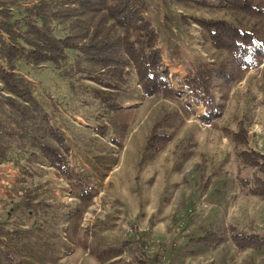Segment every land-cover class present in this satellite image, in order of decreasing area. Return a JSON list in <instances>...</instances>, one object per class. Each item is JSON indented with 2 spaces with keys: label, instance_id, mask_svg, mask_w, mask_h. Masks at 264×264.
<instances>
[{
  "label": "rangeland",
  "instance_id": "374dc122",
  "mask_svg": "<svg viewBox=\"0 0 264 264\" xmlns=\"http://www.w3.org/2000/svg\"><path fill=\"white\" fill-rule=\"evenodd\" d=\"M10 1L15 2L10 5L15 16L21 17L26 8L41 1L50 3L51 9L62 0ZM144 2L148 11L143 16L157 32L156 45L161 52L163 65L169 70L170 79L175 84V92L171 90V86L164 94L162 90L153 97H147L135 68L131 67L125 87L120 91L101 93L109 103L122 106L117 111H111L107 109L103 99L97 98L95 91L102 90L101 87L90 79V71L95 74L97 69L84 62L77 51H67V65L60 69L53 64L19 66V73L32 84L34 95L49 113L51 123L67 140L71 150L66 163L69 175H64L51 166L40 153L23 151L17 144L9 146L6 156H0L3 159L0 164V264H82V257L93 245L96 231L102 229L105 222H116L124 211L132 210L123 209L120 202H113L112 199L123 188H129V185L123 182L110 183L101 199L98 191L102 186L94 184L91 180L93 175H85L83 179H79L76 171L84 174L91 171L103 179L110 171H115L116 175L117 170L123 167L128 174L132 169L141 174H151L153 182L156 174L146 169L150 156H163V147L168 143L158 153L151 154L148 150L149 141L156 133H169L167 125L178 114V111L175 113L178 107L174 103L177 101L176 97L185 95L179 93L180 83L199 65L219 63L226 58V53L215 50L206 41L199 26L191 20L187 22L184 16L221 19L234 24L242 20L240 15L232 12L212 10L179 0ZM157 6L159 11L153 12V8ZM242 21L243 26L249 28L248 21ZM54 28L59 37L70 33L67 24H54ZM85 69L90 71L83 73L82 70ZM232 91L235 97L241 96L239 100L242 105H247L245 108L248 112L253 109L248 102L258 100L256 111H252V114L259 117L257 122L264 123V64L256 70L242 73ZM163 99L168 101V105L164 107ZM239 108L233 100L230 114L234 115ZM198 109L200 111H188L191 116L189 113L180 116L181 121L175 133H179L181 140L173 156L238 155L243 146L236 145L235 152L233 145L220 136L209 142L198 136L194 122L197 120L196 116H203L205 111L203 107ZM235 119L236 117H227L226 122L222 119L215 130L221 131L226 137L229 135L226 131L237 128ZM188 121H192V128ZM101 130H105L106 137L101 136ZM227 144L232 148L231 155L226 153ZM104 156L146 158L131 168L129 165L123 166L120 158L107 160ZM152 162L155 163L153 160ZM227 168L229 170L225 176L183 178L184 186L191 195L192 209L208 203H220L222 210L214 215L211 230L223 233L227 238L225 243L208 248L197 243L187 247L172 243L169 246L163 245V248L167 246L168 249H164L161 256L151 253L157 252L153 247L154 239L142 233H133L134 243L131 245L138 246L133 259L108 264H140V260L157 254L161 256L160 264H264V248L239 249L231 239L233 232L264 236V199L250 193V186L260 174L236 157L232 158L231 165H227ZM215 183L220 188L224 184L227 190L217 191L213 194L215 197L208 202V197L205 198L204 194ZM146 184H149V180ZM235 184L238 188H235ZM240 184L245 191H240ZM141 185H144L143 181ZM113 187L119 190L116 189L115 192ZM86 195L89 196L88 199ZM99 201H103L101 206L98 205ZM204 234L205 232L202 235ZM188 248L194 249L196 254L187 255Z\"/></svg>",
  "mask_w": 264,
  "mask_h": 264
},
{
  "label": "trees",
  "instance_id": "16d2710c",
  "mask_svg": "<svg viewBox=\"0 0 264 264\" xmlns=\"http://www.w3.org/2000/svg\"><path fill=\"white\" fill-rule=\"evenodd\" d=\"M212 10L228 11L247 20L249 28L226 20L184 16L204 32L212 47L226 53L221 62L203 63L180 83L190 106L204 108L201 121L211 124L225 112L231 92L244 72L258 69L264 64V0H179ZM10 0H0V156H6L9 146L17 144L23 151L40 153L48 163L64 175H69L67 159L70 147L65 136L51 123L49 113L34 95L32 84L19 73L21 64L40 66L53 64L66 67L67 51H77L84 62L90 63V79L107 109L117 111L121 105L111 104L101 94L120 91L127 85L130 68L134 67L142 90L153 97L163 89L171 88L169 70L163 65L156 45L157 32L144 18L147 5L144 0H62L51 4L41 1L26 8L23 16L16 17ZM159 8L154 7L153 12ZM55 26L67 24L68 35L57 36ZM119 30L121 32L119 33ZM101 136L106 137L105 130ZM172 137L156 133L149 141L151 154L158 153ZM237 146L248 144V134L241 128L234 135ZM239 158L246 166L256 169L250 193L264 199V154L245 148ZM0 158V164L2 161ZM87 199H88V195ZM231 239L239 249L264 248V236L233 232ZM226 236L210 230L190 243L204 247L222 245ZM134 243V237L125 240L120 248L101 253L99 259L117 257ZM194 255L195 251L188 252ZM161 256L153 255L140 264H160Z\"/></svg>",
  "mask_w": 264,
  "mask_h": 264
},
{
  "label": "crops",
  "instance_id": "0c3cea01",
  "mask_svg": "<svg viewBox=\"0 0 264 264\" xmlns=\"http://www.w3.org/2000/svg\"><path fill=\"white\" fill-rule=\"evenodd\" d=\"M166 90L168 89H163V94ZM171 90L173 92L177 90L173 82ZM233 92L234 91L231 93L227 107L221 118L211 124H204L200 118L202 115L196 116L197 120L194 123L197 134L199 137H203L205 142L213 141L216 136H220L223 138L222 140L231 143L236 152L237 148L234 135L239 129L243 128L248 133V144L243 147L242 150L248 147L264 154V123L257 122L259 121V117L254 113L252 114V111H256L258 100L248 102L249 106L253 108L251 112H248L245 108L247 105H242V102L239 100L241 96L235 97ZM180 97L181 98H179V96L176 97L177 101L174 102L178 105L175 111V113L178 111V114L173 116L167 125V130L169 131L167 135L172 136V141L163 147V156H150V160L148 159L149 166L146 169H148L150 173L154 172L156 174L153 182V176L151 174H141L140 171L135 172V169L130 170L131 172L128 174L123 167L117 170L116 175H114L115 171H110L107 175H104L105 177L103 179H100L99 175L91 171L88 172V174L76 171L79 175V179H83L85 175H93L91 180H93L94 184L102 186L101 190L98 191L101 199L103 194L109 189L107 188L108 184L123 182L129 185V188H123L122 191H119V195H114L112 199L113 202H120L123 209L132 210L130 212L124 211L123 215H120V219L116 222L113 220H111V222H105L103 228L96 231L93 245L86 250L87 252L82 257V264H108L120 260L129 262L133 259V255L138 249L136 244L128 246L122 255L109 257L106 261H101L99 259V254L111 248L121 247L122 243L129 239L133 233H135V235L142 233V235L149 236L152 240L154 239L153 247L157 249V252L151 251V253H158L163 256L164 249H168L167 246L163 248V245L173 243L174 245L177 244L179 247H187L188 245L193 246L195 243H190L192 239H198L203 236L202 234L204 232L206 233L211 230L214 215L217 211L222 210L220 203H208L206 206L199 205L195 209H192V206H190L191 195L189 194L188 188L184 186L183 178L190 176L200 178H209L215 175L225 176L228 174L229 170L227 165L230 167L232 158L236 157L239 161L241 159L239 158V154L236 156H173L175 151L178 150V144L181 140L179 133L178 135L175 133L176 129L179 127V121H181L180 116L188 114V111L191 110H194V112L199 110L196 107L193 109V104L191 106L189 105L190 101L187 99L186 95ZM233 100L237 102L240 108L234 115H231L229 110ZM167 102L168 101L163 99V107L168 105ZM189 115L191 116V113H189ZM227 117H236L237 128L235 130L226 131L229 135L225 137L221 131L215 130V126L219 125L222 119L226 122ZM188 123H191L192 128V121H188ZM227 145L226 153L227 155H231L232 148L229 144ZM239 149H241V147ZM208 152H211L209 148ZM169 154L170 156H166ZM104 157L107 160H116V158H120L123 166L129 165L132 166L131 168H134L139 161H145L146 158V156ZM152 160L155 162L154 164ZM126 179L127 181H124ZM147 180H149V184H146ZM142 181L144 185H141ZM217 183L211 184L204 194L205 198L208 197V202H210V198H213V196L215 197L213 194L217 193V191L224 192L227 190L224 184H222L220 188V185H217ZM239 187L240 191L246 190L242 184H240ZM235 188H238L236 184ZM113 189L116 192L117 188L113 187ZM199 198L200 195L198 196V199ZM104 200H106L105 197ZM101 203H103V201H99L98 205L101 206ZM189 251L195 250L188 248L186 252L187 255H191L188 253ZM119 264H121V262H119Z\"/></svg>",
  "mask_w": 264,
  "mask_h": 264
}]
</instances>
